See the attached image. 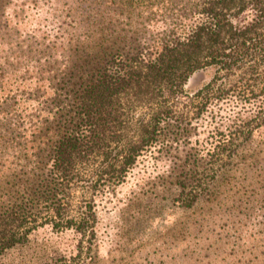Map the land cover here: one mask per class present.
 <instances>
[{
  "label": "rangeland",
  "instance_id": "rangeland-1",
  "mask_svg": "<svg viewBox=\"0 0 264 264\" xmlns=\"http://www.w3.org/2000/svg\"><path fill=\"white\" fill-rule=\"evenodd\" d=\"M161 5V0H0V117L7 100L14 110L22 106L18 93L30 82L21 76L32 74L31 60L77 58L87 45L129 51L133 32L140 33L138 22L146 12H162ZM212 75L210 67L195 70L184 90L191 94ZM254 108L222 104L203 111L176 149L142 156L122 182L95 193L93 235L40 224L37 216L50 211L39 204L16 229L25 231L24 238L0 247V264H264V122L246 140L225 142ZM259 110L264 118V106ZM16 142L14 136L11 148L0 150V214L20 205L34 178L30 174L38 172L32 153L18 151ZM211 153L219 154L215 163L208 162ZM99 169L110 174L112 168ZM182 182L200 190L189 207L174 199ZM87 200L80 187H72L61 214H75ZM3 224L7 233L17 223Z\"/></svg>",
  "mask_w": 264,
  "mask_h": 264
},
{
  "label": "trees",
  "instance_id": "trees-1",
  "mask_svg": "<svg viewBox=\"0 0 264 264\" xmlns=\"http://www.w3.org/2000/svg\"><path fill=\"white\" fill-rule=\"evenodd\" d=\"M161 2L162 12H146L138 22L129 51L87 45L77 58L29 63L32 74L21 81L30 86L18 93L22 106L14 110L7 100L1 108L0 150L17 137L18 151L32 153L38 172L30 174L20 205L1 212L0 247L24 238L16 229L41 203L50 213L37 216L40 224L93 235V195L122 182L142 156L176 149L203 111L222 104L256 108L229 131L226 143L246 140L264 122V0ZM204 67L212 68V77L187 93V78ZM218 157L211 153L208 162ZM185 184L175 188L174 199L189 207L200 190ZM76 186L89 200L62 215ZM3 222H16L15 230L5 233Z\"/></svg>",
  "mask_w": 264,
  "mask_h": 264
}]
</instances>
